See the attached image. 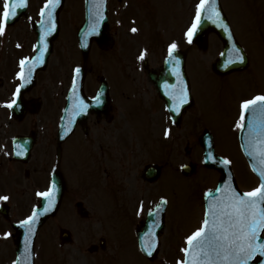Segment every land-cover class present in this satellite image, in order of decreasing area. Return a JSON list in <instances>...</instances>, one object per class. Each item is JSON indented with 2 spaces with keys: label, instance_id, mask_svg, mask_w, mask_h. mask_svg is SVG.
<instances>
[{
  "label": "rangeland",
  "instance_id": "1",
  "mask_svg": "<svg viewBox=\"0 0 264 264\" xmlns=\"http://www.w3.org/2000/svg\"><path fill=\"white\" fill-rule=\"evenodd\" d=\"M185 1L187 16L183 18L182 10H180L179 20L178 15H174L177 12L179 4L174 0H130L128 13L139 20V22L144 21L145 17L149 18L151 15L153 16V14L158 17V21L160 22V25L157 26L158 32L155 28L151 29L149 32V34L154 37V40H156V46L153 48V51L160 50L156 52L153 57L150 55V66H159L160 56L162 55V47L160 46L172 44L174 43V39H177L179 44H182L183 40H185L183 30L188 23V19L192 16L191 13H193V11H191V4L195 0H184V3ZM81 3L82 0H66L65 9L60 15L61 35L56 47L64 50L61 55H65V58L62 60L66 64V67L62 70L63 72L67 71L68 75L74 66L81 64L76 54L73 36L81 21ZM221 5L238 42L244 44L250 56H256V54H258L260 60L261 53L260 66L257 68L255 62L251 66V68L255 70L254 72L253 70L249 71V65L247 69L248 72L246 71L241 75H233V77L229 78L230 83L224 84L223 88H216L217 84L212 81V78L201 82L204 92L206 91L210 94V92H216V90L221 91L225 96V102L230 105L232 100H242L258 94L259 92H262V95H264V0H221ZM121 8L122 7L115 0L110 1V32L115 36L117 41L126 42V44L129 45V50H131L132 42H134L136 35L128 32V29L122 27L125 24L122 21L121 15L123 10ZM66 21L70 26L69 35L64 34V23ZM249 38H251L252 42L256 45L255 49L250 44ZM71 45L74 46L75 53L71 51ZM139 49L140 46H137L135 53H138ZM220 49L221 44L218 39L210 35L208 37L207 49L199 53V68L195 63L196 58L192 57L190 59L189 71L192 80L197 76L196 73H198V79L202 80V74L199 71L200 67L205 70L207 75L211 73V64L215 61L217 57L216 52ZM253 51H256V53ZM118 52L119 46H116L108 53L94 51L88 65V68L90 67V80H94L104 71V65L109 66L110 59L111 69L117 72L120 65L124 62L123 59L116 57ZM72 53H74V55ZM190 56H193L192 51H190ZM127 60L128 59H125V61ZM196 69H198V72ZM253 73L257 75L255 76ZM123 74L124 78L129 76L125 72ZM139 78L142 82H146L143 76ZM246 78L256 79L255 81H245ZM110 82L113 84L112 79ZM254 82L257 83L252 85ZM141 84L142 87L146 89L148 98L152 99L153 94L151 88H149V86L147 87L148 84ZM212 85L215 86V88H213ZM39 91L40 87L37 89V92ZM132 93L135 96L134 92L129 91L124 86L123 98H121L119 104L122 108L121 123L128 127L124 131L123 139L129 146L130 138L132 134L134 135L136 132L137 137L135 139V144H132L131 152H126L124 148L122 150L120 149L117 158L108 163L114 171L116 169L118 170L116 174H113L108 168L109 176L107 180L111 182L110 188L114 190L117 188L120 189L123 186L121 188L122 193L119 194L120 192L117 190L114 195L118 197V201H112L111 206L106 209V212L101 213L102 209L98 207V203H92V201L97 200L94 194L96 190L93 188L85 189L81 185L82 183L75 184L73 189L74 198L75 200H83L86 203L91 217L88 220H81L74 214L68 216V214L63 215L61 212L57 218L47 222L37 239L36 250L39 254L41 248H45L46 261L49 260L52 264H98L91 259L92 256L88 254L87 249L90 244H96L100 235L107 239V246L104 251V255L107 259L104 264H165L166 258L169 260L172 259V256L173 261L176 257L177 260H180L181 251H179V254L178 250H176L178 243L176 242V246L175 240L185 236L198 224L200 219V191L198 189L202 190L206 187H213L216 181L215 173L200 167L198 133H200L202 128L206 125L212 128L211 130L217 143L216 150L221 151L223 153L222 155L234 165L236 173H239L237 176L240 188L244 190L250 189L257 184L256 179L247 170L235 144V127L230 122L228 113L224 111L219 113V107H222L219 100H217V106L213 107L211 100L208 99L206 103L208 109L203 113L202 117L204 125L197 124V117L194 118L197 108L194 106L188 112V118L183 124L176 129L167 127L171 132L170 139L173 138V142L172 144L167 142L163 145L160 144V128L164 126L161 124L160 116L156 113L154 124L152 125L151 120L148 121V105L145 103L141 104L138 99L131 95ZM193 98L195 99L196 96L193 95ZM216 109L218 113L213 115V111ZM94 134L95 131L92 130L90 132L92 139H94ZM92 143L93 141H91V144ZM153 163L160 165V177L155 183L145 184L142 182V179H140L141 172L146 165ZM184 165L193 166L195 171L188 176L181 175L180 167ZM105 166L107 167V162L102 160V167ZM98 176L100 177L99 180H102L104 177L101 171H99ZM81 178L82 176L77 180L80 181ZM128 183L134 185L135 188L129 186ZM160 191L164 193L162 196L166 195L170 200L165 217V227L166 229L168 228V235L165 230L162 232L158 256L153 261L147 262L140 254L138 255L135 249L136 246L134 248V227L131 226V224L132 222L136 223L138 221L141 215L140 207L143 210L141 219L143 218L145 209H150L153 203L152 201L158 200V197L161 196ZM104 193L109 198L113 192L106 193L104 191ZM135 202L139 204L135 206ZM117 209H119V211L114 212V210ZM19 214H21V212ZM25 214L24 212L21 216ZM106 215L113 216L117 224L115 225L114 221ZM99 218L102 219V229L99 228ZM68 219H70L69 223H67ZM126 222L128 225H126ZM141 222L142 220L139 223ZM137 224L138 223L134 226ZM168 224L169 227H167ZM114 226L115 230L113 228ZM61 227L68 229L72 235L71 243L63 247L57 245L58 230ZM99 229L101 230L99 231ZM179 244L181 243L179 242ZM10 248L11 246L9 244H5L3 248L0 249V251L3 250V252H0V264H3V262L7 263L10 260ZM5 249L7 252H4ZM43 254L44 253H42L35 264L43 263ZM176 254L178 255L176 256ZM173 261L169 260L168 263L173 264Z\"/></svg>",
  "mask_w": 264,
  "mask_h": 264
},
{
  "label": "snow or ice",
  "instance_id": "2",
  "mask_svg": "<svg viewBox=\"0 0 264 264\" xmlns=\"http://www.w3.org/2000/svg\"><path fill=\"white\" fill-rule=\"evenodd\" d=\"M28 3L29 0H4L2 8H0V36L5 35L9 21L16 18L18 9L26 8ZM59 3L60 0H47L41 9V16L48 17L47 21L41 20V27L45 29L41 37L42 42L44 37L53 30V12ZM206 9L209 10L207 18L220 23L227 30V26L222 23L223 18L220 11L216 8V0H200L194 22L185 34L189 43L192 42L196 30L200 27L202 14ZM98 24L99 21L92 26L91 33L97 31ZM136 31V28L132 29V32ZM177 47L175 42L169 45L170 63L175 59ZM144 56L145 53L142 52L139 59L143 60ZM42 57L43 51L39 56L33 58L34 62H42ZM237 59L241 62L244 59L239 49H237ZM28 61L27 57L20 61L21 70L18 76L24 81L30 79L34 67V64L30 65ZM175 63L178 65L179 60L175 59ZM25 69H27V74ZM79 71V68L75 69L77 74ZM19 92L20 88H17L14 95L18 96ZM168 94L174 101L173 111L179 113L181 107L188 102V90L184 86L183 80L181 79L178 89H173ZM15 104L16 100L13 99L6 106L12 108ZM86 108L87 105L81 100L77 111L81 112ZM249 111L252 112L254 119L248 125L250 139L247 143L248 148L251 149L248 151V155L257 160L261 166L259 169L254 168V171L259 172L260 184L253 190L243 193L233 188L230 183L219 187L216 191L222 195L208 204L202 225L187 237L188 246L182 249L185 259L179 261L178 264H253V261L257 260L260 261V264H264V235H262L264 233V95H257L241 104L238 128L244 129L245 113ZM165 135H168L167 131ZM209 158H212L211 153H209ZM223 163L230 164L231 161L224 160ZM56 190V184L53 182L47 191L37 193L38 196L44 197L48 201V207L44 209L45 212L49 211L54 204ZM212 195L209 193V196ZM8 198L7 196L0 197L3 200ZM161 204H167V200H162ZM37 216L38 213L33 211L31 216L20 222L21 226L27 229L29 236L33 232ZM153 247L154 245L149 246V255L152 254Z\"/></svg>",
  "mask_w": 264,
  "mask_h": 264
},
{
  "label": "water",
  "instance_id": "3",
  "mask_svg": "<svg viewBox=\"0 0 264 264\" xmlns=\"http://www.w3.org/2000/svg\"><path fill=\"white\" fill-rule=\"evenodd\" d=\"M209 24L206 22V21H203L202 22V24H201V26H200V28H199V32H198V36H199V34H200V32L203 30V27H207ZM218 31V33H219V35H220V37L223 39V40H225L226 38L228 39L229 38V36H228V34L227 33H224V32H222L221 30H217ZM228 33H229V31H227ZM197 36V37H198ZM226 39V40H227ZM228 41V43H233L232 42V40L230 39V40H227ZM227 64H228V66H227V70L229 69V68H232V67H234L235 66V64L236 63H232V64H229L228 62H227ZM232 67H231V66ZM250 139V136H249V128H248V126L246 127V135H245V140H244V152H245V154L247 155V157L249 158V160H250V164H251V166H252V169L254 170V168H257V169H259L261 166H260V164H259V162L257 161V160H255L253 157H251V156H249L248 155V151H250L251 149H249L248 148V140ZM255 173H256V175L259 177V179H260V176H259V172L258 171H255ZM231 184L232 185V187L233 188H235L234 186V182L230 179V180H228V179H223L221 182H220V184H219V187H221V186H223V185H226V184ZM213 195L212 196H210L211 197V199H212V201L214 200V199H216V198H219L222 194L221 193H219V192H214V193H212Z\"/></svg>",
  "mask_w": 264,
  "mask_h": 264
},
{
  "label": "flooded vegetation",
  "instance_id": "4",
  "mask_svg": "<svg viewBox=\"0 0 264 264\" xmlns=\"http://www.w3.org/2000/svg\"><path fill=\"white\" fill-rule=\"evenodd\" d=\"M2 155V153L0 152V156ZM0 160H2V158H0Z\"/></svg>",
  "mask_w": 264,
  "mask_h": 264
}]
</instances>
